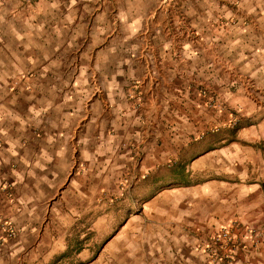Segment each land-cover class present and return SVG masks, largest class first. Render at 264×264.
<instances>
[{"label": "crops", "instance_id": "0c3cea01", "mask_svg": "<svg viewBox=\"0 0 264 264\" xmlns=\"http://www.w3.org/2000/svg\"><path fill=\"white\" fill-rule=\"evenodd\" d=\"M155 4L0 0V264H264V0Z\"/></svg>", "mask_w": 264, "mask_h": 264}, {"label": "built area", "instance_id": "2783aa9c", "mask_svg": "<svg viewBox=\"0 0 264 264\" xmlns=\"http://www.w3.org/2000/svg\"><path fill=\"white\" fill-rule=\"evenodd\" d=\"M31 73L22 74V78H28ZM245 228L239 221H232L222 225L214 234L209 236L207 242L202 248L208 253L212 264H234L236 252L243 245L245 232L252 237L255 236V229ZM17 236V230L13 222L0 214V247H2L9 239Z\"/></svg>", "mask_w": 264, "mask_h": 264}, {"label": "rangeland", "instance_id": "374dc122", "mask_svg": "<svg viewBox=\"0 0 264 264\" xmlns=\"http://www.w3.org/2000/svg\"><path fill=\"white\" fill-rule=\"evenodd\" d=\"M36 1H38V0H36ZM100 1H104V2H106V4H110V5L114 6L116 0H100ZM119 1H121V3H122L123 0H119ZM187 1L188 0H155L156 4L154 5V8L155 7H158V8L167 7L168 9L174 8L176 10H179L180 17L184 18V13L182 11L183 2H187ZM196 2H198V0H196ZM24 73H28V72H22V73L18 74L15 78L11 79L12 83L15 85V84H18V83L20 84L22 81H24L26 79V78H22V74H24ZM133 85H135V84H133ZM236 127H238V126L229 127V130L237 129ZM124 180H127L126 183H128V184L130 183V179L129 178L128 179L125 178ZM101 194H102V191H101ZM102 196L106 197V194H104ZM107 210H108L107 207H102L101 206V214L106 213ZM103 225H104L105 228L107 227V224H103ZM104 241H105V238H101L100 239V241H99L100 242V246L103 245Z\"/></svg>", "mask_w": 264, "mask_h": 264}]
</instances>
